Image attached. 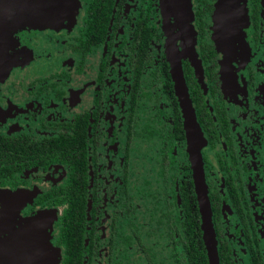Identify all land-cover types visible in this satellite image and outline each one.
Instances as JSON below:
<instances>
[{
    "label": "flooded vegetation",
    "instance_id": "flooded-vegetation-1",
    "mask_svg": "<svg viewBox=\"0 0 264 264\" xmlns=\"http://www.w3.org/2000/svg\"><path fill=\"white\" fill-rule=\"evenodd\" d=\"M191 3L187 18L175 0L25 8L0 47L1 237L56 215L46 227L62 264L75 204L84 264H168V249L177 264L184 241L209 264L202 170L219 264H264V0H246L242 25L227 24V54L211 39L215 0Z\"/></svg>",
    "mask_w": 264,
    "mask_h": 264
},
{
    "label": "water",
    "instance_id": "water-1",
    "mask_svg": "<svg viewBox=\"0 0 264 264\" xmlns=\"http://www.w3.org/2000/svg\"><path fill=\"white\" fill-rule=\"evenodd\" d=\"M34 0H0V47L3 46L10 38V28L13 24L22 25L26 22L25 8L30 6ZM163 0H161L162 3ZM233 0V2L228 3L227 10V0H217L215 5V18L216 22L219 24L224 20L228 19L234 27L242 25V21L247 17V10L243 6L245 0ZM176 7L184 15V18L192 16L191 2L190 0H175ZM237 6H240L238 8ZM217 25V27H219ZM217 48L221 50L224 54H227V24H223V31L220 36V44H217ZM1 50V48H0ZM3 54L0 52V80L6 75L9 66L4 65ZM174 80L177 89L181 85L180 78L176 75L177 69L173 68ZM186 126L188 133L191 137V122L186 115ZM194 165L197 167L198 162V151L192 152ZM200 159V155H199ZM200 167L201 163H200ZM196 184L199 193V204L202 216V230L203 239L205 247L207 250L209 264H219L215 234L213 231L211 223V210L209 201L206 196V186L201 174L196 177ZM13 214H18V209L13 210ZM1 215V213H0ZM56 218L52 216V219L46 221V226L51 227L52 220ZM37 216L30 220V226L28 225L22 232L15 230L14 228L8 232V235L0 236V264H59L60 253L59 248L52 245L49 238V231L46 226H44L43 232L36 235L34 231V224ZM26 221V220H25ZM5 223L0 219V233L4 229ZM27 236L24 241L21 240L24 236Z\"/></svg>",
    "mask_w": 264,
    "mask_h": 264
},
{
    "label": "trees",
    "instance_id": "trees-1",
    "mask_svg": "<svg viewBox=\"0 0 264 264\" xmlns=\"http://www.w3.org/2000/svg\"><path fill=\"white\" fill-rule=\"evenodd\" d=\"M74 168V167H73ZM73 178V176H72ZM74 192V191H72ZM74 199V197L72 196ZM71 211L65 214L64 220L66 222L67 227L63 229V232L61 234V243L64 246V258L62 264H84L83 258L84 255L82 254V251L80 249V243L82 242V234H83V228L80 223L84 222V207L83 206H76L75 204L71 205ZM187 221L184 222L185 230L187 229V224L190 222L191 227V236L193 238H196V234L199 235V232L196 229V224L191 219L187 218ZM128 237H126V240H130L131 237L129 234H127ZM134 238L137 240V245L139 246H145L146 243H144V239L142 238L141 234L134 233ZM126 244H130L129 242H126ZM175 245V244H174ZM182 246L187 249L185 250V254L179 252L178 248H175L177 252L175 254L177 255L178 259H176L177 264H182L181 260H188V264H208L207 257L205 252L203 251V247L200 248V250L197 249L196 244L194 241L188 242L184 241ZM193 248H196V251L193 250ZM146 250V248H143ZM147 260L149 258V254L147 253ZM112 263V262H111ZM221 264H226L222 260L220 262ZM108 264H110L108 262ZM116 264V262L114 263ZM150 264H154L153 260H150Z\"/></svg>",
    "mask_w": 264,
    "mask_h": 264
},
{
    "label": "rangeland",
    "instance_id": "rangeland-1",
    "mask_svg": "<svg viewBox=\"0 0 264 264\" xmlns=\"http://www.w3.org/2000/svg\"><path fill=\"white\" fill-rule=\"evenodd\" d=\"M190 2H191V0H190ZM216 2H217V0H215V3H214V12H213V14H212V16H211V22H212V28H211V30H212V34H211V39H212V41L214 42V43H216V45L218 44H220V36H221V32L223 31V24L224 23H226V24H228L229 25V19H228V11H227V20H224L223 19V21L221 22V23H217L216 22V18H215V16H214V14H215V5H216ZM245 2H246V0H245ZM245 2L243 3L242 2V4H243V6H245V9L247 10V7H246V5H245ZM228 3H229V1L227 0V10H228ZM153 6L154 7H156L157 9H158V0H153ZM191 6H192V3H191ZM157 15H159V14H157ZM216 24H218V26L219 27H217V25ZM240 34V33H239ZM239 38H241V39H244V37L241 35V36H238ZM222 60H225V56H222ZM151 101H153V99H151ZM149 104H153V102H150ZM57 248V247H56ZM59 253H60V260H59V264H60V262H61V251H60V249H59ZM165 255L167 256V263L169 264V262L171 261V259H170V255H169V249H168V252H166L165 253Z\"/></svg>",
    "mask_w": 264,
    "mask_h": 264
},
{
    "label": "bare ground",
    "instance_id": "bare-ground-1",
    "mask_svg": "<svg viewBox=\"0 0 264 264\" xmlns=\"http://www.w3.org/2000/svg\"><path fill=\"white\" fill-rule=\"evenodd\" d=\"M34 231H36V235H39L41 232H43L42 229H40V227L34 228ZM27 236L25 235L23 238H21L22 241L25 240Z\"/></svg>",
    "mask_w": 264,
    "mask_h": 264
}]
</instances>
